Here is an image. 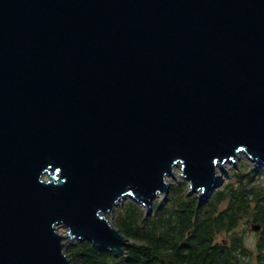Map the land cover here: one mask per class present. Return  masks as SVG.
Instances as JSON below:
<instances>
[{
  "label": "water",
  "instance_id": "obj_1",
  "mask_svg": "<svg viewBox=\"0 0 264 264\" xmlns=\"http://www.w3.org/2000/svg\"><path fill=\"white\" fill-rule=\"evenodd\" d=\"M241 154L264 166V0H0V264L123 258L122 201L151 215L180 168L204 203Z\"/></svg>",
  "mask_w": 264,
  "mask_h": 264
},
{
  "label": "trees",
  "instance_id": "obj_2",
  "mask_svg": "<svg viewBox=\"0 0 264 264\" xmlns=\"http://www.w3.org/2000/svg\"><path fill=\"white\" fill-rule=\"evenodd\" d=\"M264 167L237 173L202 203L187 184L172 186L168 198L155 203L151 215L129 201L113 223L131 241L121 258L90 241L66 247L69 264H264V231L256 249L247 246L238 227L243 220L264 229ZM220 234H227L219 241Z\"/></svg>",
  "mask_w": 264,
  "mask_h": 264
},
{
  "label": "rangeland",
  "instance_id": "obj_3",
  "mask_svg": "<svg viewBox=\"0 0 264 264\" xmlns=\"http://www.w3.org/2000/svg\"><path fill=\"white\" fill-rule=\"evenodd\" d=\"M258 167H264L261 165V163L258 162H254L252 161V159H250L246 154H241L238 159L233 163H229L225 165V167H223L221 170H219L218 175H219V180L217 181L221 186H223L224 184L228 183V182H232L235 180L236 178V174L237 173H244V172H250V170L254 169V168H258ZM182 171L180 168H177V170L175 169V175L173 177H170L169 183H171V187L172 186H184V184H187L188 187V191L190 193V191L192 190L190 188V182H188L185 178H183L182 175ZM264 180V178L262 179V181ZM264 182V181H263ZM217 187L216 189L221 188ZM215 189V190H216ZM194 195H197L199 197L200 200H202L201 197V193H195ZM166 199H164V197H158L154 200L153 205H155V203H161L164 202ZM129 201H133L132 199L128 198L125 199L124 201H122L119 206L116 208L118 209L120 206H122L123 204L129 202ZM135 202V201H134ZM139 205V204H138ZM140 207L142 209H144L145 211H147L145 208H143V206L140 205ZM109 220L113 222V216L109 215ZM254 225H258V223H253V222H249L247 220H243L242 223L240 224V226L238 227V232L239 233H243L244 235V240L247 244V246L251 249H256V245H257V241L259 236L262 234V232L264 231V229L261 227L259 231H253V226ZM61 233L64 235L66 234V230L61 228ZM227 234H220L218 236V240L222 241L225 240L227 238ZM69 243V240L66 242V247Z\"/></svg>",
  "mask_w": 264,
  "mask_h": 264
},
{
  "label": "bare ground",
  "instance_id": "obj_4",
  "mask_svg": "<svg viewBox=\"0 0 264 264\" xmlns=\"http://www.w3.org/2000/svg\"><path fill=\"white\" fill-rule=\"evenodd\" d=\"M237 160V159H236ZM233 162V161H232ZM231 161H228L227 162V164H229V163H232ZM234 163V162H233ZM225 165H226V163L224 164V166H217V168H215L216 169V173L218 174V172H219V170H221L223 167H225ZM176 170H177V168H176ZM184 178V177H183ZM159 197H162V196H159ZM153 209H154V205H153ZM109 217V216H108ZM112 222V221H111ZM61 230V229H60ZM60 233H61V231H59ZM62 234V233H61ZM68 240H65V243L67 242ZM111 253V252H110Z\"/></svg>",
  "mask_w": 264,
  "mask_h": 264
}]
</instances>
